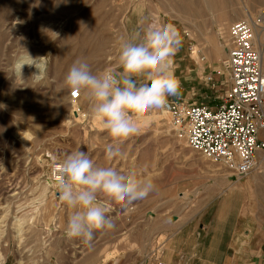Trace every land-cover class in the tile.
I'll list each match as a JSON object with an SVG mask.
<instances>
[{
    "label": "rangeland",
    "instance_id": "374dc122",
    "mask_svg": "<svg viewBox=\"0 0 264 264\" xmlns=\"http://www.w3.org/2000/svg\"><path fill=\"white\" fill-rule=\"evenodd\" d=\"M206 1L0 3V264H159L163 240L204 206V191H222L237 181H229L222 165L189 148L169 114L167 122H158L163 110H150L139 120L138 134L121 143L92 118L86 96L72 101L63 83L77 60L87 62L93 74L119 70L120 45L157 17L180 32V56L191 59L196 49L200 58L216 61L212 69L219 68L231 25L264 11V0ZM200 83L185 99L222 102L225 85L203 90L206 85ZM74 104L78 116L72 113ZM110 145L119 147L121 155L107 160ZM78 150L87 152L96 167L120 173L134 169L156 185L152 194L131 205L99 197L115 227L95 232L87 244L65 236L73 210L59 201L55 185L47 184L52 164ZM262 181L257 188L264 190Z\"/></svg>",
    "mask_w": 264,
    "mask_h": 264
},
{
    "label": "clouds",
    "instance_id": "9594fccd",
    "mask_svg": "<svg viewBox=\"0 0 264 264\" xmlns=\"http://www.w3.org/2000/svg\"><path fill=\"white\" fill-rule=\"evenodd\" d=\"M54 5L58 6V0H54ZM181 43L180 32L173 24L150 19L120 45L119 70L93 74L87 62L77 60L63 83L72 94L86 96L92 118L114 141L122 143L138 134V122L145 114L165 109L169 98L178 95L172 57ZM120 155L119 147H107V160ZM55 187L59 201L73 210L65 236L79 238L86 244L93 240L95 232L115 227L107 216V207L98 202L99 197L131 205L156 190L152 179L141 178L134 169L120 173L112 167H96L82 150L59 163Z\"/></svg>",
    "mask_w": 264,
    "mask_h": 264
},
{
    "label": "built area",
    "instance_id": "2783aa9c",
    "mask_svg": "<svg viewBox=\"0 0 264 264\" xmlns=\"http://www.w3.org/2000/svg\"><path fill=\"white\" fill-rule=\"evenodd\" d=\"M263 30L264 11L231 25L226 56L215 70L225 79L221 103L169 99L163 109L189 148L222 165L235 179L258 171L259 160L264 159V58L258 39ZM207 79L214 80L211 75ZM70 97L78 100L81 93L70 92ZM59 163L51 166L54 184Z\"/></svg>",
    "mask_w": 264,
    "mask_h": 264
},
{
    "label": "crops",
    "instance_id": "0c3cea01",
    "mask_svg": "<svg viewBox=\"0 0 264 264\" xmlns=\"http://www.w3.org/2000/svg\"><path fill=\"white\" fill-rule=\"evenodd\" d=\"M214 61L182 57L178 95L169 99L195 104L184 97L189 89L195 91L202 81L203 90L223 85L224 77L211 68ZM193 64L196 70H191ZM210 75L213 81H208ZM256 172L222 191L205 190L201 197L206 203L163 240L157 263L264 264V190L257 188Z\"/></svg>",
    "mask_w": 264,
    "mask_h": 264
},
{
    "label": "bare ground",
    "instance_id": "6f19581e",
    "mask_svg": "<svg viewBox=\"0 0 264 264\" xmlns=\"http://www.w3.org/2000/svg\"><path fill=\"white\" fill-rule=\"evenodd\" d=\"M4 1L5 0H0V3H4ZM201 1V0H200ZM206 1V0H205ZM212 1H214V0H208V1H206L207 2V5H210L211 3H212ZM220 1V0H219ZM184 2V1H183ZM198 2V1H197ZM226 2V1H225ZM202 3V2H201ZM193 4H195V3H193ZM199 5V4H198ZM247 12L248 11V9H245L244 10V12ZM236 14V13H235ZM236 16H237V14H236ZM249 17V16H248ZM160 19H162V18H160ZM160 19L157 17V18H155V20H157V21H159L160 22ZM164 21V20H163ZM141 27V26H140ZM188 38L191 40L192 39V36L190 35V34H188ZM258 39H259V41H260V46H264V30L262 31V32H259L258 33ZM262 46V48H263V58H264V47ZM216 50H217V53H218V55L220 56L221 55V53H220V49H219V47L218 46H216ZM175 58L174 57H172V72L174 73V76H175V78L177 79V81H178V78H179V72H180V67H179V65H180V61H181V59H182V57L183 56H180V53H179V51H177L176 53H175ZM190 56H191V58H193V59H196V60H200V57H199V55H198V52H197V50L196 49H194V50H191V52H190ZM216 57V56H215ZM175 59H178V61H179V64L175 61ZM215 62V61H214ZM196 63H198V62H196ZM264 63V62H263ZM199 65V64H198ZM197 67V66H196ZM201 67V66H200ZM204 69V68H203ZM41 71H43V70H41ZM81 98V97H80ZM79 98V99H80ZM79 99L78 100H72V101H74V102H78L79 101ZM75 105L76 104H74L73 105V109H72V113H73V115L74 116H78V110H77V107H75ZM164 112H163V114L162 115H160V116H158V118H156L157 119V121L158 122H161V123H165V122H167V120L169 119L167 116V112L165 111V110H163ZM158 115V114H157ZM170 117V116H169ZM170 121V120H169ZM264 166V159H260L259 160V166H260V168H259V170L261 169V166ZM51 173V172H50ZM262 177H263V179H264V169H263V171H262V175L257 179V182L256 183H258V180L261 178L262 179ZM260 182V181H259ZM262 182H264V181H262ZM47 184L48 185H55L54 184V182H53V180H52V177H51V174H50V176H48V178H47ZM260 185H262V183L260 182L259 183ZM264 184V183H263ZM55 192H56V194H57V190H55Z\"/></svg>",
    "mask_w": 264,
    "mask_h": 264
},
{
    "label": "snow or ice",
    "instance_id": "6c2138e0",
    "mask_svg": "<svg viewBox=\"0 0 264 264\" xmlns=\"http://www.w3.org/2000/svg\"><path fill=\"white\" fill-rule=\"evenodd\" d=\"M75 95V94H74Z\"/></svg>",
    "mask_w": 264,
    "mask_h": 264
}]
</instances>
